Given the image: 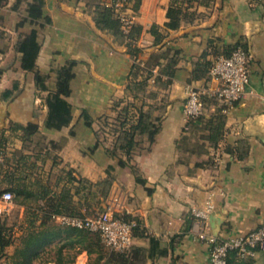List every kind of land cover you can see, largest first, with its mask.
Instances as JSON below:
<instances>
[{
  "label": "crops",
  "instance_id": "crops-1",
  "mask_svg": "<svg viewBox=\"0 0 264 264\" xmlns=\"http://www.w3.org/2000/svg\"><path fill=\"white\" fill-rule=\"evenodd\" d=\"M17 1L0 0V131L19 133L11 127L38 124L53 147L47 157L54 158L53 169L88 180L86 191L82 187L74 195L76 204H93L102 177L111 176L109 199L120 197L122 214L138 224L132 247L144 249L146 264H211L210 246L196 238L199 223L191 210L212 194L216 206L209 226L220 239L264 224V0H140L137 61L151 65L159 57L160 62L149 77L143 70L132 74L135 59L126 41L96 23L102 0H43L44 16L50 18L43 25L30 19L22 24L30 0ZM172 3L193 14L176 29L165 26ZM154 25L159 41L151 32ZM33 28L40 43L36 67L47 76V90L37 86L36 71L24 69L18 50ZM237 45L251 56L248 90L255 94L248 91L228 113L206 97L203 116L188 120L183 113L188 86L207 83L215 57ZM171 58L176 59L174 75L160 74ZM70 60L76 62L68 97L72 120L60 130L48 129L46 98L56 70ZM85 110L92 125L83 117ZM141 112L157 126L153 138L147 130L137 133L130 154L120 148L110 153L120 122L135 124ZM218 115L224 118L222 133L212 140ZM218 146L224 160L217 166L212 152ZM14 250L15 245L8 247L0 264H12ZM87 263L82 252L69 264ZM229 264H264V254L244 259L232 254Z\"/></svg>",
  "mask_w": 264,
  "mask_h": 264
},
{
  "label": "trees",
  "instance_id": "trees-1",
  "mask_svg": "<svg viewBox=\"0 0 264 264\" xmlns=\"http://www.w3.org/2000/svg\"><path fill=\"white\" fill-rule=\"evenodd\" d=\"M21 1L22 0H18L17 4L21 3ZM132 1L134 2V8L138 10L140 0ZM43 7V0H30L28 5V18H25V20L22 21V24L27 19H30L35 25H43L41 22L42 20L50 22V18L44 16ZM192 16V13L183 10L181 6L172 3L168 10L169 21L165 24V26L168 29H176L180 26L182 19ZM95 20L100 28L108 29L126 41L128 50L135 59L132 67V74L134 73L136 76L140 70H143L148 73V77L154 75L153 66L160 65L159 57H155L151 65L145 63L144 67H142L140 62L137 61L142 49L136 44V37L140 32V29L136 26V24L133 25L129 34H125L122 30L121 23L116 18L114 12L102 4L96 6ZM151 32L155 35L156 40L159 41L161 39L160 32L158 31V27L156 25L153 26ZM18 50L22 53L21 61L24 69L36 71L37 86L40 89L47 90V76L37 70L36 67V60L40 51L37 28H33L31 33L18 44ZM175 63L176 59L171 58L164 68H160V74L164 73L172 77L175 72ZM75 65L76 62L74 60H70L56 70L57 80L54 89L49 92L46 98L48 115L45 120V127L48 129L60 130L68 126L72 120V105L68 101V97L72 92L71 83L75 76ZM2 73L3 71L0 68V77ZM157 79H160L159 75L156 76V81ZM168 81L170 82V80ZM140 84L145 85L146 82H141ZM202 116L203 115H200L198 118H201ZM83 117L88 124L92 125L94 120L86 110L83 112ZM214 119L216 123L212 124L213 126L211 128L212 140H216L221 135V128L224 124V118L221 115L215 116ZM125 121L122 120L119 127L115 130L119 134L116 142L114 143V150L110 151L113 155L115 154V150L117 148L123 149L127 154H130L137 146V142L135 140L137 133H142L147 130L149 131L150 137L153 138L157 130L156 124L148 122L149 116L143 112L140 113L137 123L134 124L133 122L130 126H125ZM104 125H108L107 117ZM11 128L14 131L19 130L24 140L31 139L36 134L40 133L39 126L35 123H29L26 126H12ZM3 135H5V131H0V139ZM2 153L3 151L0 148V154ZM120 163L122 165L125 164L124 161H121ZM12 169L14 170L12 174H10L8 170L5 171L4 164H0V175H2L0 183L4 182L8 185L16 184V186L12 188L16 197L24 196V198H30L31 196H36L29 188L30 185L25 184L27 183L26 180L28 179V175L18 177L16 173L20 170L19 166ZM71 175L72 173L69 172L68 177L70 182L76 179ZM84 180L88 182V180ZM3 191L12 192L9 189H5ZM90 193L91 192H86L85 194L87 196V194ZM75 194H80V190L78 189L76 192H73L71 188L63 189L60 192L52 191V189L48 191L44 190L38 195V198H41V200L46 199L47 205L38 204L34 210L36 212H32V208L23 203L24 207L29 210L31 209L30 212L33 214V217L37 212L39 213V216L37 217L36 215V217L31 219L30 224L27 226L25 231L17 237H13L11 234L7 233V229L3 225H0V259L6 255V249L8 247L15 245L14 253L10 256L12 264H36L35 261L41 257L42 253L46 252L49 246L54 245L56 248V258L42 260L40 264L73 263L78 255L84 251H86L89 255V261L87 264H146V256L144 249L142 248L131 247L126 252H107L100 244H98V242L94 240L89 231L56 224L52 219V216L56 214L85 216V214L80 210L79 205H77L74 201ZM122 216L128 221H135L128 218L125 214ZM37 220L39 223L36 222ZM137 226L138 224L136 223L134 232ZM93 253H97L95 258L92 256Z\"/></svg>",
  "mask_w": 264,
  "mask_h": 264
},
{
  "label": "built area",
  "instance_id": "built-area-1",
  "mask_svg": "<svg viewBox=\"0 0 264 264\" xmlns=\"http://www.w3.org/2000/svg\"><path fill=\"white\" fill-rule=\"evenodd\" d=\"M102 5L110 8L120 21L122 30L129 34L137 18V10L132 0H102ZM249 52L241 45L236 46L229 54H220L215 57L209 70L207 83L187 88V97L183 113L188 120H194L205 110V98L219 101L225 113L235 108L236 104L249 91L250 83ZM140 62L142 67L144 62ZM154 71V70H153ZM223 148L213 149L212 160L215 165L223 163ZM0 161L3 156L0 154ZM10 191L0 193V211L7 207L12 200ZM214 195L208 197L203 206H195L191 210L192 217L199 223L196 238L210 246L211 264H229L233 255L239 259L255 256L257 251L264 254V224L246 234L220 239L210 231L209 221L215 211ZM123 202L120 197L113 196L105 204L102 211L93 215L56 214L53 221L61 226L85 229L90 233L98 234L104 245L111 251L126 252L133 245L135 221H128L122 216Z\"/></svg>",
  "mask_w": 264,
  "mask_h": 264
},
{
  "label": "rangeland",
  "instance_id": "rangeland-1",
  "mask_svg": "<svg viewBox=\"0 0 264 264\" xmlns=\"http://www.w3.org/2000/svg\"><path fill=\"white\" fill-rule=\"evenodd\" d=\"M136 92L143 93L141 86H138L135 89ZM110 128H108L109 130ZM53 148L49 146L46 142V137L41 133L36 134L31 139H22L21 133L9 132L5 133L3 137L0 139V148L3 153V161H0V164H4L5 171L8 170L10 174H12V168L19 166L20 170L17 171V176L21 177L24 175H28L27 183L30 185V189L35 193L36 196H31L30 198H24V196L16 197L15 192L12 190L16 184L8 185V184H0V193L3 190L9 189L13 193L12 200L9 202L7 207H2L0 211V225H3L7 229V233L11 234L13 237H17L18 234L24 232V226H28L30 224V220L34 217L39 216L37 212L33 217V214L30 212L28 208L23 206L25 203L27 206L32 208V212L36 209L38 204H46V199L41 200L38 198V195L41 194L44 190L48 191L52 189V191L60 192L63 189L71 188L73 192H76L79 188H86L89 186V183L82 178H78L75 175L76 179L69 181L68 177V169H64L62 167L56 166L55 169L51 166L52 160L54 158L49 157V151ZM30 152V153H27ZM52 156V155H51ZM46 158V159H45ZM11 176V175H9ZM8 176V177H9ZM2 178V175H0ZM111 176L102 177L100 181L99 187V199L96 198V190H95V201L92 204L85 203L83 206L80 204V208L84 209L85 215H93L97 212L103 210L105 204L109 200L111 196ZM36 212V211H34ZM36 222L39 223L37 220ZM90 235L94 238L98 244H100L103 249L107 252L109 250L103 243L101 237L98 234L90 233ZM12 247V246H11ZM84 253H87L84 251ZM93 258L97 256V253H93ZM56 258V248L54 245H51L47 248L46 252L42 253L41 257L35 261L36 264H40L42 260ZM89 261V255H88Z\"/></svg>",
  "mask_w": 264,
  "mask_h": 264
},
{
  "label": "water",
  "instance_id": "water-1",
  "mask_svg": "<svg viewBox=\"0 0 264 264\" xmlns=\"http://www.w3.org/2000/svg\"><path fill=\"white\" fill-rule=\"evenodd\" d=\"M187 97V96H186Z\"/></svg>",
  "mask_w": 264,
  "mask_h": 264
}]
</instances>
